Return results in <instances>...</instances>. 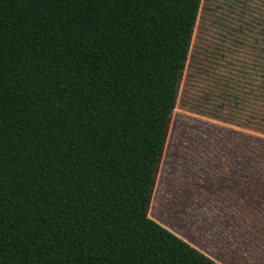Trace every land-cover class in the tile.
I'll use <instances>...</instances> for the list:
<instances>
[{
  "label": "trees",
  "instance_id": "trees-1",
  "mask_svg": "<svg viewBox=\"0 0 264 264\" xmlns=\"http://www.w3.org/2000/svg\"><path fill=\"white\" fill-rule=\"evenodd\" d=\"M199 1L0 0V264H217L147 217Z\"/></svg>",
  "mask_w": 264,
  "mask_h": 264
},
{
  "label": "rangeland",
  "instance_id": "rangeland-1",
  "mask_svg": "<svg viewBox=\"0 0 264 264\" xmlns=\"http://www.w3.org/2000/svg\"><path fill=\"white\" fill-rule=\"evenodd\" d=\"M264 0H200L147 217L218 264H264Z\"/></svg>",
  "mask_w": 264,
  "mask_h": 264
},
{
  "label": "crops",
  "instance_id": "crops-1",
  "mask_svg": "<svg viewBox=\"0 0 264 264\" xmlns=\"http://www.w3.org/2000/svg\"><path fill=\"white\" fill-rule=\"evenodd\" d=\"M180 238V237H179ZM188 244V243H187ZM192 247V246H191ZM194 248V247H193ZM195 249V248H194ZM216 263V262H215ZM218 264V263H217Z\"/></svg>",
  "mask_w": 264,
  "mask_h": 264
}]
</instances>
